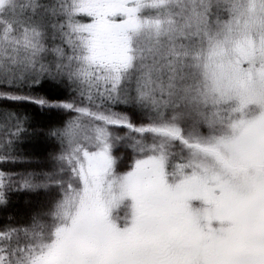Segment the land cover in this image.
<instances>
[{
    "label": "snow or ice",
    "instance_id": "6c2138e0",
    "mask_svg": "<svg viewBox=\"0 0 264 264\" xmlns=\"http://www.w3.org/2000/svg\"><path fill=\"white\" fill-rule=\"evenodd\" d=\"M23 104L0 264H264V0H0V162Z\"/></svg>",
    "mask_w": 264,
    "mask_h": 264
},
{
    "label": "trees",
    "instance_id": "16d2710c",
    "mask_svg": "<svg viewBox=\"0 0 264 264\" xmlns=\"http://www.w3.org/2000/svg\"><path fill=\"white\" fill-rule=\"evenodd\" d=\"M42 95L59 96L63 90L55 89L48 84L38 88ZM23 112L31 114L30 127L36 129L35 134L28 136L20 145L24 159L17 163L0 162V170L8 172L25 171V163L37 164L43 162L47 154L54 150V144L47 138L45 131L48 127L59 121L60 115L56 112L40 111L35 105H19ZM44 194H36L26 190H13L9 193L8 203L0 205V226L22 222L44 202Z\"/></svg>",
    "mask_w": 264,
    "mask_h": 264
}]
</instances>
